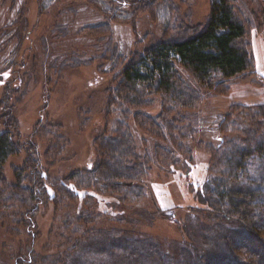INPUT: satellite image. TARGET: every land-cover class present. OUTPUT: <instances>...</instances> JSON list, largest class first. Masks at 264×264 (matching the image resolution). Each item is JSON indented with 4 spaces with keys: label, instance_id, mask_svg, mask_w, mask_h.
I'll use <instances>...</instances> for the list:
<instances>
[{
    "label": "rangeland",
    "instance_id": "rangeland-1",
    "mask_svg": "<svg viewBox=\"0 0 264 264\" xmlns=\"http://www.w3.org/2000/svg\"><path fill=\"white\" fill-rule=\"evenodd\" d=\"M218 3L0 0V133L13 132L19 145L0 167V264H210L222 254L226 259L225 240L209 233L219 206L207 205L204 195L208 176L219 179L218 188L226 181L234 191L264 193L263 159L255 156L235 181L220 177L216 164L227 160V145L244 146L250 132L264 128V0H231L246 30L241 44L250 65L242 74L225 78L214 71L198 79L179 66V86L192 92L185 101L159 94L137 107L117 93L135 55L204 26ZM167 109L166 116L186 128L185 136L174 135L186 150L173 141L169 146L175 160L172 152L166 157L157 150L174 140L164 120L156 121L164 131L160 140L135 116ZM118 128L132 134L139 154L149 153L134 185L141 194L127 198L126 188L98 182L89 188L78 177L69 180L73 173L89 177L103 161L99 138L116 135ZM33 164L48 199L28 213L26 202L10 199L18 176ZM21 184L24 200L29 188ZM258 205L241 212L264 223V202ZM242 223L233 215L225 218L231 240L239 241Z\"/></svg>",
    "mask_w": 264,
    "mask_h": 264
},
{
    "label": "trees",
    "instance_id": "trees-1",
    "mask_svg": "<svg viewBox=\"0 0 264 264\" xmlns=\"http://www.w3.org/2000/svg\"><path fill=\"white\" fill-rule=\"evenodd\" d=\"M63 30L59 29L64 33ZM245 32L244 24L235 17L231 0H219L218 5L212 8L204 26L193 29L182 38L161 40L142 54L135 55L122 73V81L120 85L118 84L119 88L117 89L118 96L128 105L137 107L152 103L159 94L163 98L171 99L172 97L179 99L178 101L181 99L185 101L187 100L185 99L186 95L192 94V92L182 89V85L179 86L182 84L178 74L179 66L194 74L198 79H207L214 71H219L225 78L242 74L250 65L248 54L241 44ZM182 91L186 94H182ZM170 111L167 109V112H161L157 116L137 111L135 115L139 118L137 119L138 123L145 132L154 137L157 136L160 140L164 137L161 135V132L164 133V131L161 124L157 125L156 121L164 120L165 126L169 128L170 133H168L175 140H170L167 146L157 148L161 155L164 156L166 153V157H169L172 152L169 148L170 144L171 146L173 143L175 146L179 144L183 149L187 147V145L177 141L176 138H179V135L178 137L174 136L177 132L180 136H185L183 134L186 133V128L182 125V121L179 123L176 119L170 120L166 116ZM165 126L163 125V128ZM13 129H16L15 125ZM13 136L14 133L10 131L0 133V167L9 157L16 155L19 151V145L14 141ZM248 136L250 137L245 139L244 146L238 143L234 146L233 144L227 145V155H225L228 158L221 160L223 167L218 161L216 163L221 168L220 171L223 170L222 175L219 174L220 177L229 175L234 181L238 180L239 177L241 179L242 173L245 175V171L255 156L263 159L264 162V128L254 129ZM98 141L103 161L88 173L89 177L87 175H85L86 177L82 176L80 173H73L68 179L78 177V183L89 188L96 186L97 182L112 190L124 191L126 188L127 198L137 192L141 194L140 187L137 188L134 185L146 170L145 162L149 161L148 150L146 151L148 154H139L132 134L126 131L122 132L121 128L117 129L116 135L103 136ZM171 156L175 160L173 152ZM211 167L214 166L211 165ZM208 177L204 195L207 196L205 203L208 205L212 201V203L217 204L221 215H218L217 219L210 218L216 224L209 227V233L214 234L216 239H222L226 242V259H222V254L213 258L214 261L210 260L209 263L264 264V241L260 239L257 232V230L264 228V223H256V221L248 219L247 214L241 212L242 207L249 209L252 205L255 207L259 206L258 204L262 205L264 193H261L260 189L234 191L226 186V181H222L221 187L218 188V184L216 185L215 182L219 179ZM18 179V187L11 191V202L15 204L26 202L28 213L37 211L40 204H45L48 195L41 185V178L34 164L29 171L27 169L26 174L19 175ZM21 182H25L29 188L28 196L24 195L25 201L21 200L23 194H18L22 189ZM64 187L66 188V195L72 198L70 196L72 192L67 184ZM222 210L224 211L223 214ZM232 215L241 218L244 222L242 223L243 226L239 227L242 235H237V237L240 236L239 241L237 239L231 240V233L228 229L226 230L223 224L225 218ZM255 223L257 224L256 228L253 226ZM242 255H245L247 259ZM239 258L245 261H241ZM197 263L200 264L199 261Z\"/></svg>",
    "mask_w": 264,
    "mask_h": 264
}]
</instances>
